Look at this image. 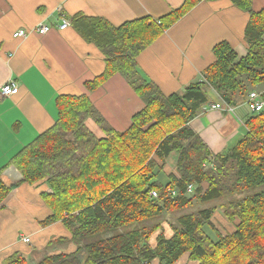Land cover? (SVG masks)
<instances>
[{
	"label": "trees",
	"instance_id": "obj_1",
	"mask_svg": "<svg viewBox=\"0 0 264 264\" xmlns=\"http://www.w3.org/2000/svg\"><path fill=\"white\" fill-rule=\"evenodd\" d=\"M201 1L186 0L157 20L144 18L117 27L84 14L70 18L106 61L103 73L86 82V88L95 91L120 75L145 106L131 126L119 132L88 96L61 95L54 125L11 159L8 165L17 168L22 182L50 188L42 197L52 215L42 223L63 222L78 247L44 255L35 264H177L184 256L193 264H264V192L234 198L264 185V109L252 113L245 133L226 153L212 155L190 127L210 105L211 90L229 105L253 91L264 101V8L255 12L253 0H231L249 14L247 54L239 56L228 42L217 44L214 62L201 81L183 93L165 95L139 73V55ZM88 120L100 127L103 137L89 129ZM173 154L174 172L167 170ZM6 167L0 169L1 210L15 189L2 178ZM152 191L157 198L151 197ZM193 199L220 205L191 210ZM218 209L235 223L232 232L223 233L215 224ZM102 234L109 235L90 241ZM25 263L17 253L6 261Z\"/></svg>",
	"mask_w": 264,
	"mask_h": 264
},
{
	"label": "crops",
	"instance_id": "obj_2",
	"mask_svg": "<svg viewBox=\"0 0 264 264\" xmlns=\"http://www.w3.org/2000/svg\"><path fill=\"white\" fill-rule=\"evenodd\" d=\"M186 0H0V169L24 147L54 125L57 120L56 100L61 95H86L108 124L119 132L131 126L133 116L144 108V102L122 76L114 75L95 91L85 83L103 73L106 61L100 48L89 43L74 29L73 16L84 14L102 18L113 26L148 18L157 20L180 9ZM255 12L264 8V0H253ZM68 19L70 27L59 25ZM249 14L231 0H203L179 19L156 42L138 57L140 76L154 83L165 95L183 93L201 78L214 62L213 48L228 42L239 56L247 54L245 28ZM40 23L50 27L48 34H32L17 39L20 29L32 30ZM14 80L18 92L2 96L1 90ZM210 105L191 123L212 155L226 153L245 133V123L252 115L246 99L230 105L234 112L211 110L212 104L224 101L213 90ZM229 105V104H228ZM176 160V159H175ZM175 162L167 166L173 170ZM8 186H15L4 201L1 218L27 217L33 228V250L29 264H35L47 252L45 244L67 237L56 222L48 227L39 224L52 215L42 193H49L47 184L22 182L17 168L10 164L2 174ZM15 213L19 214L16 215ZM64 224V223H63ZM7 233L8 227H2ZM49 231L48 235H42ZM56 232V233H50ZM0 239H2L0 237ZM69 241V239H67ZM73 244V241L72 243ZM71 244H60L53 252L70 253ZM16 248L17 245L10 243ZM6 245L1 247L5 249ZM71 248V249H70ZM0 250V264L9 255Z\"/></svg>",
	"mask_w": 264,
	"mask_h": 264
},
{
	"label": "rangeland",
	"instance_id": "obj_3",
	"mask_svg": "<svg viewBox=\"0 0 264 264\" xmlns=\"http://www.w3.org/2000/svg\"><path fill=\"white\" fill-rule=\"evenodd\" d=\"M3 44H4V42H0V52H1V46H3ZM262 89H263V86L262 87H257L256 90L260 91ZM207 93L211 96V94L209 92H207ZM86 124L88 125L89 129L97 137H103L104 136V133L100 129V127H98L96 124H94L91 120H88ZM175 159H176V154H173L170 157V159H169V162H170L171 165L175 162ZM173 172H174V170H173ZM166 181L167 180L165 179L164 182H166ZM262 192H264V185L249 189L246 193L235 195L234 198L235 199H240V198L245 197V196L256 195V194H259V193H262ZM193 196H194V194L192 192L189 195V197L193 198ZM231 198H233V197L230 196L228 199H231ZM193 202L195 204L194 205L195 208L191 209V210L203 209V208H205V206L206 207H215V206L219 207V205H220L219 201L212 202V203H210L208 205H201V204L197 203L196 199H193ZM49 210L51 211V207H49ZM191 210L189 209L188 211H191ZM2 212L3 211H1V209H0V214ZM51 213H52V211H51ZM15 214L19 215L17 213H15ZM167 218H168L169 221L172 222L170 217H167ZM214 222L217 225V227L223 233H229V232H232L235 229V223L232 224L231 222H229L223 216V214L221 213L220 209H218L216 211V213H215ZM31 224L32 223H30L28 218L24 217V216H21L19 218L9 217V219L0 217V237L2 238V239H0V250H2L1 247L6 245V248L3 249L2 251L9 253V255L4 259V261L1 264H6V261L8 259H10V257H12L16 253L19 254L20 256H22L25 259V262H26L25 264H29V258H30L29 257V253L33 250L32 246H33V243H34L35 239L32 240L31 244H27V243L22 241V237H28L31 240L32 231L41 229V228H38V227L33 228V225H31ZM39 225L41 227H48V226H45L43 223H40ZM165 225H167V224H165ZM62 226H63V229L65 228L64 230L67 233L72 235L71 231L63 223H62ZM2 227H8L9 231L7 233H4L3 230H2L3 229ZM51 232L52 231H50V233ZM52 233H56V232H52ZM48 234H49V231L43 233L40 236L48 235ZM107 235H109V234H102V235L91 237L90 241L91 242H97V241H99L101 239H104ZM60 236H62L60 239H58L56 241L55 240L53 241L54 242V246L53 247H50V244L49 245L45 244V249H46L47 252H45L44 255L59 254L60 253L59 251H57V252H53V251H54L55 248H58V246L61 244L60 241H63V243H65L64 246H66V244H71L72 243L71 236L67 237V236H64L62 234ZM67 239H69V241H67ZM10 243H14L15 245H17V247L16 248H12L13 246H9ZM71 245L73 246V249L70 250V251H72V252L76 251L77 248H78L77 245L74 242ZM185 257L186 256H184L180 260V262H178L177 264H193L192 262L190 263L186 259H184Z\"/></svg>",
	"mask_w": 264,
	"mask_h": 264
},
{
	"label": "built area",
	"instance_id": "obj_4",
	"mask_svg": "<svg viewBox=\"0 0 264 264\" xmlns=\"http://www.w3.org/2000/svg\"><path fill=\"white\" fill-rule=\"evenodd\" d=\"M70 27V22L68 19H63L61 24L59 25V29L61 31H65ZM50 27L45 23H40L36 28L32 30L27 29H20L17 30L13 37L17 39H26L29 38L32 34H38L39 36H44L48 34ZM202 77V76H201ZM201 81V78L199 79ZM19 90L18 84L14 80H9L6 85L2 87L1 93L4 97H12L14 96ZM246 105L248 106L251 113H258L264 109V101L262 100V96L259 92L253 91L249 94L248 98L246 99ZM211 110H222L228 112H234V108L228 105L226 102L212 104L210 106ZM193 188L189 186L188 193H192ZM152 198H157L158 194L154 191L151 192ZM22 241L30 244V238L22 237Z\"/></svg>",
	"mask_w": 264,
	"mask_h": 264
}]
</instances>
